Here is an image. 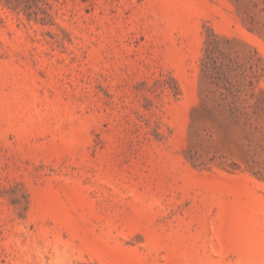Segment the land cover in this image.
<instances>
[{
    "label": "rangeland",
    "instance_id": "1",
    "mask_svg": "<svg viewBox=\"0 0 264 264\" xmlns=\"http://www.w3.org/2000/svg\"><path fill=\"white\" fill-rule=\"evenodd\" d=\"M0 264H264V0H0Z\"/></svg>",
    "mask_w": 264,
    "mask_h": 264
}]
</instances>
